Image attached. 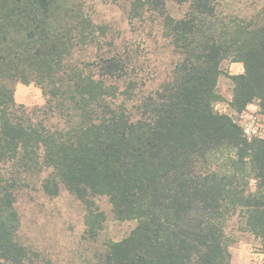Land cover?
I'll use <instances>...</instances> for the list:
<instances>
[{
	"label": "trees",
	"instance_id": "1",
	"mask_svg": "<svg viewBox=\"0 0 264 264\" xmlns=\"http://www.w3.org/2000/svg\"><path fill=\"white\" fill-rule=\"evenodd\" d=\"M128 19L160 21L177 57L151 92L83 0H0V264L45 260L19 235V195L36 181L84 203L88 240L106 221L96 198L137 223L94 264H234L236 231L264 248V137L216 108L229 61L244 68L228 75L232 110L256 102L264 115V6L248 16L220 0H132ZM18 82L39 86L45 107L18 105Z\"/></svg>",
	"mask_w": 264,
	"mask_h": 264
},
{
	"label": "rangeland",
	"instance_id": "2",
	"mask_svg": "<svg viewBox=\"0 0 264 264\" xmlns=\"http://www.w3.org/2000/svg\"><path fill=\"white\" fill-rule=\"evenodd\" d=\"M132 0H83L87 13L94 23L109 27V36L104 41H115L122 52L133 54L137 64V76L144 83L143 90L151 92L167 81L177 57L168 41L163 37L160 21L148 19L131 26L128 11ZM225 13L250 16L264 6V0H220ZM171 14L182 17L187 6L169 4ZM91 51V50H90ZM89 54H86L88 56ZM226 75L219 80L218 92L223 101L217 105L220 113L231 116L249 138L264 137V115L255 102L245 112L238 114L230 106L234 83L228 75H239L243 65L225 62ZM15 101L27 108H43L46 97L36 84L14 83ZM96 205L104 213V230L96 241L86 238V207L67 190L58 197L46 195L39 182L19 195L17 208L21 216L20 238L24 244L43 253L41 264H94L109 241H121L127 237L137 223L116 219L112 205L105 197L96 198ZM231 227V224L230 226ZM230 230V228H229ZM236 240L231 247L234 264H264L262 243L250 234L234 232Z\"/></svg>",
	"mask_w": 264,
	"mask_h": 264
},
{
	"label": "crops",
	"instance_id": "3",
	"mask_svg": "<svg viewBox=\"0 0 264 264\" xmlns=\"http://www.w3.org/2000/svg\"><path fill=\"white\" fill-rule=\"evenodd\" d=\"M243 72H244V68H243ZM243 72H241L240 74H242Z\"/></svg>",
	"mask_w": 264,
	"mask_h": 264
}]
</instances>
